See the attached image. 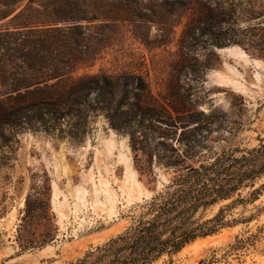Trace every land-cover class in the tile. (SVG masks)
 <instances>
[{
	"label": "rangeland",
	"instance_id": "374dc122",
	"mask_svg": "<svg viewBox=\"0 0 264 264\" xmlns=\"http://www.w3.org/2000/svg\"><path fill=\"white\" fill-rule=\"evenodd\" d=\"M33 1V7L53 13V6L62 0ZM71 1L78 2L79 10L97 11L107 18L53 26H72L66 37L61 32L23 33L16 45L12 41L4 49L1 41L0 100L7 99L19 78L13 75L14 63H21L16 47L35 45L39 52L56 55L65 50L63 42L78 41L76 54L85 63L78 76L106 75L130 83L126 93L119 92L108 103L113 107L122 99V113L112 118L115 123L129 120L131 106L139 104L168 108L174 126L144 119L118 131L110 125L113 111L101 110L102 104L94 100L80 141L70 137L75 130L67 122L57 124L53 134L41 129L19 133L0 150L5 163L0 166V264L75 263L123 233L140 208L164 192L175 175L174 168L166 167L168 161L186 153L209 156L231 149L252 150L264 138V52L246 50V43L218 47L212 37H201L198 31L195 36L185 35L197 21L195 3H207L235 13L230 24L216 33L236 34V40L252 39L263 45L264 0ZM28 2L0 6V11L11 12L0 19V32L16 22L13 17ZM138 84L146 86V92L137 89ZM150 153L149 167L144 154ZM238 198L235 194L198 217L212 219ZM263 210L264 193L246 209L239 205L227 215L231 221L253 216L252 221L198 239L174 257V264H264Z\"/></svg>",
	"mask_w": 264,
	"mask_h": 264
},
{
	"label": "trees",
	"instance_id": "16d2710c",
	"mask_svg": "<svg viewBox=\"0 0 264 264\" xmlns=\"http://www.w3.org/2000/svg\"><path fill=\"white\" fill-rule=\"evenodd\" d=\"M16 1L23 0H1L0 6L7 8L11 2ZM60 2L53 6L52 13L33 7L34 1L29 0L26 7L13 17L16 22L0 32V42H4L1 43V49L12 46V41L16 45L20 40H17V37L23 33L47 36L61 32L60 34L66 37L67 31H71L73 27H53L59 22L107 18L97 11L87 13L77 9L78 2ZM195 5L198 8L197 21H191L192 24L187 27L185 35L195 36V31H198L201 37H212L218 47L230 44L245 47L248 44L246 50L264 52V44L260 45L252 39L245 37L246 40H236V34L228 36L225 33H216V29L221 30L222 26L230 24L235 17L233 11H227L220 5L212 7L199 2ZM0 13V19L11 14L4 11ZM42 16L47 19H42ZM238 21L240 17H236L234 23ZM40 26L46 28L39 29ZM10 28H13V31ZM63 43L65 50L56 55L50 54L49 50L46 53L39 52L35 45L21 44V49L16 47V51L21 53L20 57H17L21 63H14L17 69L13 75L19 78L15 79L13 87L7 93V99L0 100V150L13 143L19 133L41 129L53 134L55 126L63 122L71 123L76 132L75 135L74 132L71 133L70 137L82 140L95 109L92 104L94 100L102 104L101 110L113 111L108 117L110 125L118 131L124 130L132 121L141 123L144 119L149 120L151 124L174 126L175 121L168 108H144L139 104L131 106L129 120L124 118L120 124L115 123L112 118L117 113H122L119 112L123 104L122 99L113 107L108 103L111 104L119 92L126 93L129 81H114L106 75L78 76V69L85 64L81 63L76 54L79 42ZM5 68L4 60L3 72ZM136 88L145 92L147 90L146 86L139 84ZM172 109L176 114L182 113L176 111V108ZM161 110L170 116L164 115ZM187 116L192 117L189 114ZM62 132L60 129V134ZM133 148L137 150L135 144ZM144 157L150 167L153 154H144ZM3 158L4 156H0V166L5 164L2 163ZM210 158H214L213 161H209ZM158 159L162 160L163 157L158 156ZM196 163L200 164L196 166ZM165 165L169 169L174 168L175 175L164 192L142 206L141 212L134 215L132 224L123 233L71 264H174V257L198 239L216 234L234 224H247L254 218L252 216L231 221L227 215L239 205H244L246 209L264 193V138L259 147L252 150L231 149L209 156L200 155L199 152L186 153ZM247 190V196L242 197ZM235 194L239 198L221 208L212 219L204 221L198 217L201 211L231 200Z\"/></svg>",
	"mask_w": 264,
	"mask_h": 264
}]
</instances>
